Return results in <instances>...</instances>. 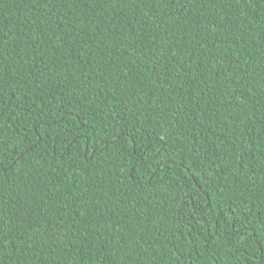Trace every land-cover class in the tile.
Here are the masks:
<instances>
[{
  "label": "trees",
  "instance_id": "obj_1",
  "mask_svg": "<svg viewBox=\"0 0 264 264\" xmlns=\"http://www.w3.org/2000/svg\"><path fill=\"white\" fill-rule=\"evenodd\" d=\"M0 264H264V0H0Z\"/></svg>",
  "mask_w": 264,
  "mask_h": 264
},
{
  "label": "water",
  "instance_id": "obj_2",
  "mask_svg": "<svg viewBox=\"0 0 264 264\" xmlns=\"http://www.w3.org/2000/svg\"><path fill=\"white\" fill-rule=\"evenodd\" d=\"M41 140V139H40ZM22 156V155H21Z\"/></svg>",
  "mask_w": 264,
  "mask_h": 264
}]
</instances>
